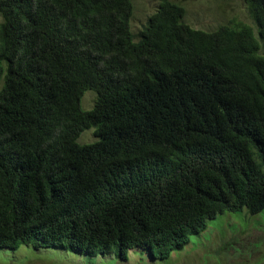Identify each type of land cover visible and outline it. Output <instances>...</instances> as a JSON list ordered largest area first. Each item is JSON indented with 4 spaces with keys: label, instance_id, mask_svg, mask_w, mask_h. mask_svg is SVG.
I'll return each mask as SVG.
<instances>
[{
    "label": "trees",
    "instance_id": "trees-1",
    "mask_svg": "<svg viewBox=\"0 0 264 264\" xmlns=\"http://www.w3.org/2000/svg\"><path fill=\"white\" fill-rule=\"evenodd\" d=\"M243 1L256 35L169 0L134 35L130 0H0V249L166 260L264 211V0Z\"/></svg>",
    "mask_w": 264,
    "mask_h": 264
},
{
    "label": "rangeland",
    "instance_id": "rangeland-1",
    "mask_svg": "<svg viewBox=\"0 0 264 264\" xmlns=\"http://www.w3.org/2000/svg\"><path fill=\"white\" fill-rule=\"evenodd\" d=\"M131 33L137 34L154 14L161 0H130ZM183 7V22L193 29L212 32L222 25L242 23L257 28L250 18L243 0H169ZM95 93L83 94L80 106L84 111L93 107ZM96 141L93 129L84 130L77 144ZM0 264H264V211L251 216L245 209L237 213H219L207 221L206 229L189 238L180 251L166 260H153L143 248L128 252L127 260L112 254L79 255L53 247L21 246L15 251L0 249Z\"/></svg>",
    "mask_w": 264,
    "mask_h": 264
}]
</instances>
